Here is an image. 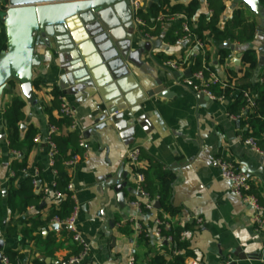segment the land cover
<instances>
[{
	"label": "crops",
	"instance_id": "0c3cea01",
	"mask_svg": "<svg viewBox=\"0 0 264 264\" xmlns=\"http://www.w3.org/2000/svg\"><path fill=\"white\" fill-rule=\"evenodd\" d=\"M235 5L233 0L228 4L226 15H231ZM145 11L153 17L150 8ZM205 11L204 5L196 18ZM255 14L258 28L264 30V12ZM157 20L160 21L159 35L151 33L153 26L148 30L142 27L151 35L149 38L140 32L139 25L121 30L118 36L125 42L121 55L126 67L119 66L116 71L125 70L123 77L114 79L105 68L97 80L102 85L109 81L102 90L114 94L117 98L114 105H118L121 115L125 107L135 105L133 108L138 110L135 118L127 122L120 119L119 125L109 119L106 127L89 134L84 133L95 127V120L100 115L96 101L100 99L98 91L89 86H75L67 77V57L60 58L58 51L44 44L37 46L39 64L33 67V81H37L39 87H33L34 98L29 100L18 82L5 89L0 97V183L7 185L11 160L18 156L9 147L3 110L14 96L19 95L26 101L25 124L36 127L42 137L28 155L29 171L33 175L42 167V182L45 186L53 184L55 173L50 165V146L46 141L50 124L45 108L51 103V89L56 87L73 110V130L80 133L85 149V154L79 155L80 159L68 167L76 202V232L88 245L87 255L78 264H128L131 257L141 263L147 262L149 255L163 251L162 242L152 236L155 224L148 244L140 239V233L133 226L135 219L142 224L155 221L156 213L138 214L130 205L138 194L127 158L133 148L142 149L176 174L172 204L178 214L172 220L174 224L187 228L182 239L194 253L187 258V264L191 260L199 264H264V227L254 223L255 210L233 192L231 182L221 176L217 163L220 157L234 162L264 201V153L257 152L240 139L239 120L228 113L235 94L221 100L200 99L182 83L187 77L185 71L191 67L173 71L167 65V61L181 60L187 55L192 62L194 55L206 50L210 64L216 67V74L224 77L226 66H239L241 62L237 64L234 59L243 51L253 49L258 64L246 82L254 85L260 81L264 70V34L257 39V28V36L252 42L235 43V49L230 53L232 57L223 66L219 64V58L226 48L225 43L212 41L200 50L196 46L197 37L192 33L172 42L171 38L188 22L187 18L184 15L170 18L159 15ZM169 56L174 59H166ZM175 72H179V76ZM165 89L170 97L161 96ZM123 100H126L125 104ZM143 165L145 160L141 159L140 166ZM122 168L128 173V186L121 193H116L113 188L104 190L102 185L107 175L115 177ZM46 200L57 202L58 199L51 196ZM141 200L146 202L148 199ZM35 211L37 208H29L27 212ZM4 212L9 216L7 207ZM199 218L202 220L200 224L197 222ZM126 225L133 230L127 232ZM61 227L63 224L54 221L42 230V235L44 238L51 232L59 235ZM0 238L6 243L3 249L23 251L30 259L37 255L32 245L23 249L26 239L20 234L8 237L3 230ZM67 254L68 250L62 248L55 252L53 259H40L46 262L50 258L49 263L60 264ZM26 263L27 260L23 262Z\"/></svg>",
	"mask_w": 264,
	"mask_h": 264
},
{
	"label": "trees",
	"instance_id": "16d2710c",
	"mask_svg": "<svg viewBox=\"0 0 264 264\" xmlns=\"http://www.w3.org/2000/svg\"><path fill=\"white\" fill-rule=\"evenodd\" d=\"M232 0H205L207 11L199 13L202 8L200 0H162L160 4H154L150 9L153 17L145 10L139 11V16L145 20V29L154 27L151 31L154 35L161 33L159 15L170 18L175 15H184L190 24V32L197 39L206 45L212 41L231 44H245L252 42L257 36L258 23L254 10L246 3L241 2L234 6L231 15H226L228 4ZM264 8V0H260ZM4 0H0V10H5ZM188 33L178 30L177 34L171 38L172 42L184 37ZM226 46V45H225ZM7 49V36L3 24L0 26V52ZM231 53V48L227 47L221 51L219 64L226 65ZM173 58L172 56L167 57ZM180 61V60H177ZM207 63L205 66L204 64ZM258 59L253 49H247L241 53V63L237 67H225V76L220 77V81L211 84L210 88L218 97H230L235 94L233 101L228 106V113L239 117L240 133L246 137H253L258 147L264 151V70L260 74V81L252 85L246 80L250 78L252 71L256 68ZM192 71L203 70L207 76L216 73V67L209 62L208 52L200 51L194 55L191 64ZM17 81L11 80L9 84L13 87ZM33 87L38 88L39 83L33 81ZM248 92L252 99L250 106L245 93ZM51 103L45 108L50 126H55L58 131L50 135V140L55 143L56 151L53 156L52 169L55 171L53 191L62 194L57 202H48L45 198V184L42 182V167H39V184L34 183V176L29 171L28 155L36 145L35 137L39 131L31 124H25L26 101L19 95L14 96L4 107L3 116L6 121V135L9 147L18 153L10 163L11 175L7 185L0 183V233L10 237L20 234L26 239L22 247L32 245L37 253L33 259L26 258L23 251L3 249V255L9 258L10 264H53L47 263L40 258H54L55 252L60 249H67L68 254L62 260H68L73 255H78L82 251V245L74 239V231L66 225L60 228L59 235L55 232L49 233L45 238L42 230L54 221L63 222L68 219L76 208L73 190L69 184L71 176L66 163L73 159L75 155H84L85 149L80 146L82 137L76 130L70 129L73 119L65 114L61 108L62 92L53 87L50 91ZM22 124L26 127L22 130ZM67 129V131H65ZM140 159L145 160L143 166H132V172H143L145 182L144 190L151 199L159 196L160 208L156 209L155 218L168 220L170 225L161 229L162 235L173 237L172 243L162 241L163 251H157L147 258L148 264H187V258L194 256L188 249L187 242L182 239L181 232L186 227L173 223L178 211L172 204L173 185L176 174L165 168L160 162L155 160L148 153L140 149ZM1 163V157H0ZM5 191V196H4ZM252 192L258 196L259 201L264 204L259 195V191L252 186ZM43 207H40L42 203ZM9 210L6 216L5 208ZM29 208H37V211L28 213ZM146 215H152L147 211ZM43 212L46 213L43 216ZM167 216V218H166ZM154 221L143 224L140 239L145 243L151 241L150 231ZM187 229V228H186ZM125 230L131 232L133 229L126 225ZM32 247V248H33ZM183 251V252H182Z\"/></svg>",
	"mask_w": 264,
	"mask_h": 264
},
{
	"label": "water",
	"instance_id": "95a60500",
	"mask_svg": "<svg viewBox=\"0 0 264 264\" xmlns=\"http://www.w3.org/2000/svg\"><path fill=\"white\" fill-rule=\"evenodd\" d=\"M132 1L134 0H4L6 9L0 10V21L7 36V49L0 52V97L5 89L10 88L9 82L15 80L29 100L34 98L33 67L39 64L36 48L39 44H44L58 51L60 58L67 57V77L75 86L92 87L100 95V99L96 100L100 115L95 120V127L84 134L106 127L109 119L116 125L120 124V119L125 122L133 120L138 112L133 108L135 105L125 107L121 115L118 113V105H114L117 101L114 94L102 90L109 81L103 85L97 81L105 68L111 72L112 78L123 77L125 70L116 71L119 66L126 67L121 55L125 42L118 35L121 30L137 25L134 22ZM161 1L143 0L141 9L146 10ZM233 2H244L259 15L264 12L260 0ZM200 3L204 5L206 2L200 0ZM72 22L73 25L70 24ZM262 34L264 30L260 27L257 39ZM226 46L231 50L235 49L234 44L226 43ZM240 58L241 55L234 62L239 64ZM191 74L192 70L188 68L185 75ZM175 75L179 76V72H175ZM161 96L170 97V93L165 89L161 91ZM198 97L208 99L203 94H198ZM123 101L125 104L126 100ZM21 127L24 130L26 126L22 124ZM127 178L128 173L122 168L115 177L108 174L102 186L104 190L113 188L116 193H121L128 186ZM44 205L43 202L40 207ZM155 208H160L159 201H156ZM5 244L4 239L0 238V264ZM46 262H51L50 258Z\"/></svg>",
	"mask_w": 264,
	"mask_h": 264
},
{
	"label": "built area",
	"instance_id": "2783aa9c",
	"mask_svg": "<svg viewBox=\"0 0 264 264\" xmlns=\"http://www.w3.org/2000/svg\"><path fill=\"white\" fill-rule=\"evenodd\" d=\"M142 6H143V0L132 1V7H133V12H134V22L140 26V29H141L140 32L144 35V37L149 38L151 35L145 29L142 28V27H145L146 22L144 19H142L139 16V11L142 10L141 9ZM181 30L190 34L189 33L190 24L188 22L184 23L181 27ZM196 46L200 50H202L206 47V44L203 41L197 39ZM230 57H232V55H229V58ZM191 64L192 62L190 61L189 55H187L180 61L172 60V59L167 61V65L173 71L181 70L184 67H191ZM219 81H220V76L218 74L211 73L209 76H207L203 70H197V71H192V74L190 76L184 77L182 80V83L188 89H190L192 92L196 94H203L210 99L221 100L224 97L216 96L210 88L211 84L218 83ZM245 97H247V100L250 103L249 105L251 106L253 103H252V99L249 96L248 92L245 93ZM61 108L65 114L70 115L72 118H74L73 110L70 108V106L67 104V102L65 101L63 97H62V102H61ZM232 118L236 120L239 119V117L234 116V115H232ZM74 127H75V121H73V124L71 125L70 129H74ZM55 131H58V128L55 126H50L49 136L46 140L50 146V165L51 167L54 162L53 156L56 151V146H55V143H53L50 140V135L54 133ZM240 139L245 145L251 147L252 149L256 150L259 153H264V151H262L258 147L253 137L244 138L242 135H240ZM41 140H42V137L38 134L35 137V142H40ZM80 146L82 147L84 146L83 141L80 142ZM127 158L131 166H140V163H141L140 149L133 148L129 150L127 154ZM79 159H80V156L75 155L73 159L69 160L66 163L67 167H70L71 165L76 163ZM217 163L219 166L221 176L231 182L233 192L238 197H240L246 204L250 205L255 210L256 215L253 219L254 223H256L258 227H261V228L264 227V205L260 203L258 196L252 192V183L250 182L246 174L243 171H241L234 162L230 161L229 159L225 157L218 158ZM133 174H134V182H135L138 194H137V197L134 198L130 202V205L134 209H136L138 214H146L144 209H146L147 211H151V212L155 211L156 210L155 203L156 201H158L159 196H156L154 199H151L149 194L144 190L143 184L145 182V175L143 172H135ZM39 175L40 173L38 170H36L33 174L35 184H39V177H40ZM54 185L55 184L53 182L51 186H46L44 188L46 199H48L51 196H54L57 199L62 197V194L60 192L53 191ZM68 188L70 190H73V185L71 182ZM141 198H147L148 200L146 202H143ZM76 216H77V212L75 208L74 212L68 219H66L63 222L56 221L60 224L70 227L72 231H74L75 233L74 239L78 241L83 247L82 251L78 255H73L69 257L68 260H62L60 264H78L84 259V257L88 253V245L86 244L84 240L81 239V237L76 232V228H75ZM154 219H155L154 221L155 230L153 231L152 236L155 237L159 241V243H161L163 240L169 243H172L173 237L170 235L164 236L162 235V231H161L163 227H168L170 225V222L168 220H161L158 218H154ZM197 222L200 224L202 220L199 218ZM133 226L137 233L142 232L143 224L139 220L135 219L133 221ZM183 235H184V232H181V237ZM0 236H1V233H0ZM2 264H10L9 258L3 255ZM128 264H148V263L147 262L138 263L134 257H131L128 260ZM188 264H199V263L196 260H191ZM224 264H230V262H226Z\"/></svg>",
	"mask_w": 264,
	"mask_h": 264
}]
</instances>
